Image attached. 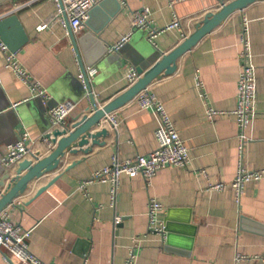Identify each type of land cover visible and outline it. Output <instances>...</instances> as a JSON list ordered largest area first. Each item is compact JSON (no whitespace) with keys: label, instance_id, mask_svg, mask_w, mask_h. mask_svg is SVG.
Listing matches in <instances>:
<instances>
[{"label":"crops","instance_id":"crops-1","mask_svg":"<svg viewBox=\"0 0 264 264\" xmlns=\"http://www.w3.org/2000/svg\"><path fill=\"white\" fill-rule=\"evenodd\" d=\"M99 1V0H98ZM92 15L90 26L80 38L93 33L98 40L89 42L91 58L108 49L105 61L97 60L90 87L101 102L126 92L128 74L135 70L113 48L125 37L129 54L139 55L137 47L147 41L157 53L168 54L191 34L206 13L216 11L219 0H110ZM20 5L19 7H17ZM147 9L153 27L160 31L177 19L180 26L150 40L148 32L133 31V15ZM49 0H0V18L16 15L29 42L17 53L19 66L37 81L48 95L45 100L32 91L6 64L0 53V149L16 143L26 129L30 136L33 160L49 155L43 138L51 130L48 111L64 102L76 104L66 121L72 126L91 115L79 78L80 63L74 44L61 24L39 31L38 26L55 13ZM245 29H247L245 31ZM248 41L256 70L257 113L245 132L243 167L246 171L264 169V1L236 12L201 40L177 62L176 72L148 86L165 105L171 122L189 149L187 167L165 168L151 180L143 176H123L116 206L111 207L110 185L94 182L85 190L81 183L95 171L111 166L114 160L126 162L146 156L157 149L155 131L158 122L152 111H142L136 102L115 111L118 127L108 129L99 139L104 146L89 145L76 155L67 153L56 171L31 182L5 210L9 220L30 230L28 248L43 264H264V178L245 186L240 203L231 185L240 163L242 131L235 112L239 107V77ZM122 46V47H123ZM85 68L88 67L79 46ZM135 64H148L139 56ZM220 115L210 121L207 110ZM91 148L89 154L81 150ZM76 166L71 167L72 164ZM19 164L9 168L8 185ZM0 162V181L7 172ZM59 178L42 196L35 194L53 179ZM223 184L222 190H214ZM1 191L5 190L0 188ZM1 198V196H0ZM155 200L161 206L156 227H150L148 205ZM116 215L122 223L114 227ZM132 256V260L130 261ZM6 259L0 251V264H20Z\"/></svg>","mask_w":264,"mask_h":264},{"label":"built area","instance_id":"built-area-1","mask_svg":"<svg viewBox=\"0 0 264 264\" xmlns=\"http://www.w3.org/2000/svg\"><path fill=\"white\" fill-rule=\"evenodd\" d=\"M55 4V13L48 17L44 23L38 26L39 31H44L55 24H61L69 35L79 34L86 28V23L89 19L90 11L99 5L98 0H49ZM122 6L126 4L125 0H118ZM18 5L17 7H19ZM180 26V21L177 19L172 25L156 30L153 27L152 20L149 18L148 10L142 9L137 11L133 15V31L145 30L148 32L149 39L152 41L156 39L161 32L177 28ZM247 29H245L246 31ZM129 37L125 39L117 46L113 48L114 51L119 50ZM242 55L244 64L242 66V72L239 77V107L235 112L239 127L242 131L240 136V163L237 170V176L234 179L231 187L235 190L236 202L240 203L245 193V186L251 181H259L264 178V169L259 171H246L243 167V150L244 145L249 141L245 136L246 130L255 121L257 113V89L256 83V70L252 62V54L249 49L248 41L245 43V49ZM0 53L6 57L7 67L11 68L18 77L28 83L38 96H42L45 100L48 99V95L43 91L41 85L33 79V77L27 73L26 70L19 66L15 53H12L8 46L0 40ZM80 81L82 82L84 90H86V98L90 100L91 114L96 108H103L106 102H101L95 93L88 90V84L91 83L92 78L98 73L94 68H85L79 71ZM128 87L136 83L140 76L137 71L131 70L128 74ZM142 111H152L158 122V127L155 131V140H157L158 147L155 151L146 154V156H139L136 159H130L126 162H120L118 159L114 160L111 166L104 167L98 171H95L89 180H85L81 183V188L85 190L88 185L94 184V182L109 184L110 185V198L111 207L116 206L119 198V187L123 176H130L132 178L137 176H143L145 180H151L156 176L157 172L164 170L165 168H175L185 166L187 167L191 162V156H189V149L184 144L183 140L179 137L173 122H171L170 116L165 108V105L161 103L156 96L151 93L147 87L141 92L134 100ZM76 104L71 102H64L58 104V106L51 108L48 111L51 130L47 132L43 140L48 143L50 152H52L56 145L52 143L51 139L47 136L53 131L58 129H64L66 127V121L70 115L75 111ZM220 115V112L208 109L207 116L210 121H213L215 117ZM102 124L111 125L113 128H117V119L115 112L111 113L102 121ZM30 136L26 129L23 130L19 140L7 146L2 151L0 149V162H2L5 169H9L14 164L22 162L31 152L30 148ZM223 184H216L214 190H222ZM4 191L0 190V196ZM150 224L153 231L164 234L165 228L156 227V216L161 211V206L155 200H152L148 205ZM122 223V217L116 215L114 218V227L119 226ZM31 234L30 230H24L21 226L13 224L9 220V214L5 212L0 213V251L6 255V259H16L20 264H43L39 261L28 248L27 240ZM237 264H240L244 259L242 256L237 255ZM132 260V256L130 261ZM133 264V262H129Z\"/></svg>","mask_w":264,"mask_h":264},{"label":"water","instance_id":"water-1","mask_svg":"<svg viewBox=\"0 0 264 264\" xmlns=\"http://www.w3.org/2000/svg\"><path fill=\"white\" fill-rule=\"evenodd\" d=\"M108 1L110 0H104L102 6H105ZM263 1L264 0H219L220 5L217 10L206 13L204 19L196 24L194 31L179 43L177 47L169 51L168 54L157 53L147 41H144L137 47V52L139 53L137 57L134 54L128 53L130 48L129 45H125L117 50V54L122 56L124 60L129 59V61L133 63L135 71H137L140 79L129 86L126 92L111 99L103 108H96L91 115L83 116L80 120L75 122L72 126V131L70 125H66L64 129H58L49 134L47 137L56 145V148L49 155L42 157V159H39L38 156H34V161L24 159L22 162L18 163L19 165L15 176L11 178L8 185L5 186V182L9 179L8 169L0 181V188L5 187L4 193L0 198V213L6 210L16 198L24 194L31 182L41 179L42 176L47 173L56 171L62 162V158H64L67 153L76 155L79 152L78 149H83V147L90 143H92V145L104 146L105 143L99 141V139L107 137L109 131L106 128L101 130H96V128L102 125V121L105 120L108 115L121 109L127 105V103L132 102L154 81L160 80L163 76L174 74L177 71L178 60L189 53V51L206 36L210 35L214 29L224 24L231 15ZM97 9L98 5L90 11L89 19L86 23L87 26H90L92 15ZM92 30L93 33L96 32L94 29ZM93 33L90 32V34H86L79 39L76 38L75 34H72L71 31L69 34L70 38H72L75 54L78 57L82 70L85 69V66L82 61V56L80 55L79 46H81L87 56L86 65L88 67L94 65L97 60H102L107 56L108 49L103 48L100 57L91 58L89 42H91V40H98ZM0 40L5 42L9 50L15 54L29 42L23 25L19 22L16 15H7L0 18ZM110 55L111 54L103 61L106 59L108 60ZM143 55L147 57L148 64L137 66L135 60ZM88 90L92 92L90 84H88ZM84 92L86 93V90H84ZM81 151H83L84 154H89L91 148ZM76 165L77 163H74L70 168ZM58 179L59 178L53 179L47 185L39 189L35 194V199L42 196L43 192Z\"/></svg>","mask_w":264,"mask_h":264}]
</instances>
